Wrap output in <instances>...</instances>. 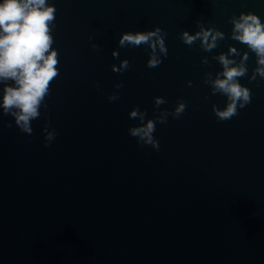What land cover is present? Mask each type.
<instances>
[{"label": "water", "instance_id": "water-1", "mask_svg": "<svg viewBox=\"0 0 264 264\" xmlns=\"http://www.w3.org/2000/svg\"><path fill=\"white\" fill-rule=\"evenodd\" d=\"M49 3L60 75L48 107L31 135L0 115V264H264V79L249 82L257 58L230 39L229 23L249 12L264 23V0ZM196 21L225 33L211 53L179 38L199 31ZM157 27L168 49L158 67L146 66V46L118 47L122 33ZM229 47L237 61L248 52L239 83L252 97L218 121L212 106L222 110L226 97L203 80L223 70L212 57ZM124 59L131 67L114 73ZM155 97L167 103L155 109ZM178 100L182 116L156 125L159 151L128 135L139 123L129 119L134 107L152 119ZM46 125L58 133L47 148Z\"/></svg>", "mask_w": 264, "mask_h": 264}, {"label": "clouds", "instance_id": "clouds-1", "mask_svg": "<svg viewBox=\"0 0 264 264\" xmlns=\"http://www.w3.org/2000/svg\"><path fill=\"white\" fill-rule=\"evenodd\" d=\"M57 9L49 3V0H2L0 2V85L2 97H0V115H10L14 118L15 126L24 134L31 135L33 129L31 122L39 119L40 109H47L45 103L51 92V84L59 75V53L52 46L54 44L53 31L55 29ZM232 24L230 39L244 44L248 50L255 54L257 67L249 77V82L264 79V23L261 19L249 12L233 16L229 20ZM199 31L189 34L183 31L180 34L181 41L191 47L200 41V48L211 53L218 47L219 41L225 39V33L213 28H205L200 21H196ZM167 33L159 27L152 31L122 33L118 41L119 48H136L146 46L149 59L147 67L156 68L167 58L168 49L165 44ZM91 41V37L89 38ZM93 51H98L99 46L91 44ZM112 57L119 59V52L113 51ZM241 56L235 47H229L227 53H221L212 59L219 62L222 71L215 77L212 73H205L203 84L211 88L213 96L219 94L226 97L225 107L221 110L213 105L212 111L218 121H227L238 115V109L245 108L251 103V90L239 83V79L248 74L246 62L249 59L248 52L243 53L237 61L234 58ZM202 64H208V58L204 57ZM131 67L129 61L124 59L119 66H112L114 73L123 74ZM191 87V81L188 82ZM99 89V85H96ZM123 87V83L114 85L117 90ZM109 103L119 99L116 92L108 96ZM207 100V97H205ZM167 103L162 97L154 98L155 109ZM187 103L178 100L175 109L171 112L160 110L152 119H146L147 112L141 111L139 106L129 112V119L138 121V125L128 129V135L136 138L140 147L150 146L159 151L160 143L154 137L156 125H166L168 117L179 119L185 112ZM11 128V124L5 125ZM45 144L50 147L58 133L48 125L43 129Z\"/></svg>", "mask_w": 264, "mask_h": 264}]
</instances>
